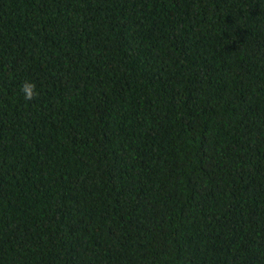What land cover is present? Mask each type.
Here are the masks:
<instances>
[{
    "label": "trees",
    "instance_id": "trees-1",
    "mask_svg": "<svg viewBox=\"0 0 264 264\" xmlns=\"http://www.w3.org/2000/svg\"><path fill=\"white\" fill-rule=\"evenodd\" d=\"M0 264H264V0H0Z\"/></svg>",
    "mask_w": 264,
    "mask_h": 264
},
{
    "label": "clouds",
    "instance_id": "clouds-1",
    "mask_svg": "<svg viewBox=\"0 0 264 264\" xmlns=\"http://www.w3.org/2000/svg\"><path fill=\"white\" fill-rule=\"evenodd\" d=\"M22 93L24 94L26 101H31L39 93L37 92L36 85L33 82H25L21 88Z\"/></svg>",
    "mask_w": 264,
    "mask_h": 264
}]
</instances>
